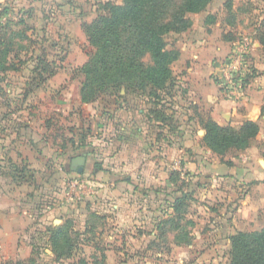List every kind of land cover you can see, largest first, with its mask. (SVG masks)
Instances as JSON below:
<instances>
[{"label": "rangeland", "instance_id": "rangeland-1", "mask_svg": "<svg viewBox=\"0 0 264 264\" xmlns=\"http://www.w3.org/2000/svg\"><path fill=\"white\" fill-rule=\"evenodd\" d=\"M28 1L38 9L11 10L7 15L0 6V38L7 41L5 47L0 48V71L3 70L1 67L18 68L19 71L14 74H7L11 75L8 82L11 86H19L13 89L14 95L23 94L25 87L21 88L22 82L26 81L25 77H34L26 74L37 66L35 57L40 55L48 69L56 73L51 74L55 80L50 89L38 91L34 98L31 93L26 104L33 107L32 98L42 103L35 107L36 123L43 125L45 119L51 117L52 123L63 128L57 129L56 136L46 135L41 142L44 147L41 153L23 154L30 167L27 169L26 163L24 171H19L26 181L18 188L19 195L25 194L26 199L25 202L19 201L26 217L25 228L19 234L24 248L19 255L3 260L2 264H229L230 243L226 242V237L230 235L214 230L218 225L221 227L224 221L218 218L216 221L215 214L220 215L227 202L235 199L233 197L228 201L227 197L203 194V189L194 187L200 180L196 179L192 169L185 167L192 157V151L187 149L197 150V154L206 157V160L210 158L201 148L198 135L190 133L188 128L192 126L190 121L194 116L198 120L199 115L206 117L208 113L198 104L190 106L187 98L193 101L192 98L185 96L181 90L180 71L185 64L181 61L183 56L179 48L192 42L195 34L201 40L194 38L195 42L213 44L216 42H211L212 37L223 35L230 41L227 47L223 45V51L228 55L221 63L223 71L220 77H225L228 70L226 63L238 55L243 44L246 50L243 56L245 63L248 62V51L253 49L255 40L258 42L257 32L264 23V0H211L202 11L188 13L190 27L187 30L164 36L167 49L178 51L179 57L169 65L171 75L168 85L158 92L159 98L152 99L144 92H127L122 85L98 94L90 102H81L78 94L84 78L81 67L92 51L84 24L104 13L103 6L108 0ZM210 4L217 6L216 9H209ZM216 19H222L220 27L214 25ZM144 61L150 65L151 56L147 54ZM47 76L37 77L36 82L39 85L46 83ZM3 88L6 86L0 89ZM222 88L225 90L224 85ZM49 90L58 101L64 98L71 103L51 102L48 106L43 94ZM0 109L7 111L2 105ZM102 122L105 125L98 127ZM137 127L141 130H135L137 134H133V129ZM43 131L40 135L44 134ZM252 144L254 139L249 146ZM182 152L185 153L184 161H180ZM237 152L240 151L227 150L224 154L214 153L213 156L223 160ZM84 154L87 159L83 171L79 173L77 165L71 168V160ZM35 177L40 183L37 191L40 190L43 195L53 191L51 195L57 198L54 206L58 207L51 214L40 212L34 184L27 183L29 178L33 181ZM108 178H113L115 182L130 179L134 184L129 181V186L114 183L113 186L108 185L104 192L98 182L107 179L106 182L110 183ZM8 189L14 190L13 194L17 191L14 186ZM103 194L106 196L103 197ZM183 194L186 197L182 203H175V199ZM166 195L169 202L164 199ZM113 203L119 206L112 208ZM96 212L122 215L117 217L115 214V219L112 217V221L106 222L110 228L121 227L113 235L119 250L109 251L106 262L98 260L103 253L96 247L99 241H104L97 234V226L102 225V221L92 218L94 233L84 232L89 213L96 217ZM130 212L134 213L135 219L132 215L127 216ZM58 225L70 228L69 259L62 261L50 253L52 249L47 233ZM225 228L222 226L223 230ZM88 240L91 241L87 243Z\"/></svg>", "mask_w": 264, "mask_h": 264}, {"label": "crops", "instance_id": "crops-1", "mask_svg": "<svg viewBox=\"0 0 264 264\" xmlns=\"http://www.w3.org/2000/svg\"><path fill=\"white\" fill-rule=\"evenodd\" d=\"M0 6L7 9V15H9L11 10L36 11L38 9L34 3L27 2V0H0ZM216 7L217 6L210 4L208 8L216 9ZM8 19L10 20V18ZM221 20L222 19H216L214 25L220 27L222 24ZM190 30L191 28L188 31ZM220 36L219 38L217 36L212 37L211 42H216L213 44L207 41L195 42L194 40L201 41L195 34V39L193 38L194 40L192 39V42L182 44L179 49L180 51L182 50L181 54L183 58L181 61L184 62L185 66H183L182 71H180L181 78H179L180 82H178L181 84V90L184 95L192 98L193 101L187 98L190 106H203L208 115L219 125L238 127L246 120L256 122L259 125V132L254 138V144L223 160L215 158L213 156L214 153L206 146L202 145L201 139L205 131L195 116L190 121L192 126H188L190 133L193 135L196 133L198 135V140L201 143V148L204 153L210 156V158L206 160V157L202 158L197 154V150H186L189 152L192 151V157L191 160H187L185 167L192 169L194 174H196V179L200 180L194 187L198 190L203 189V194L211 197H227L228 201L233 197L235 199L229 203L227 202L225 210L221 211L220 215L215 214V220L217 221V218L219 220H224L221 223L222 226L226 228L223 230L222 226L220 227V225H218L214 230L221 233L224 232L229 236L237 231L258 230L264 225V47L259 45L255 40L253 49L248 51V62L245 63L248 70L245 74V81L241 92L234 98L227 95L222 88L223 76L220 77V74L223 71V67H221V63L224 61V57L228 55L224 53L223 45L225 44L227 47L230 41L224 39L223 35L221 36L222 39ZM215 58L218 59L215 60ZM17 71H19L18 68H8L0 71V75L2 76L0 78V88L6 86V88L0 89L2 93L0 96V105L3 106V109L7 110L1 111L0 109V112H2L0 116V264L9 257L11 258L14 255H19V252L24 248L23 238H21L19 234L22 233L25 228V216L22 213L19 201L23 200L25 202L26 199L23 196L25 194L21 193L19 195L18 191L19 186H23L24 183L26 184L22 172H19L24 171L22 170L24 168L23 165L27 163L25 158H23V154L35 155L41 153L44 151L41 142L43 139H46V135L49 136L50 134H54V136H56L57 129L63 128L62 126H58L57 123H52L50 121L51 117L46 118L43 125L39 122L36 123V120H34L36 117L35 107L36 105L40 106L42 104L38 100L36 101L33 99L34 95L42 89H50L53 80H55L53 76L56 73L54 72V75L51 76L44 71L43 75L48 76L46 77V83L42 85H39L34 79L25 77L26 81L24 80L21 86V88L25 87L24 91L22 90L23 94L19 93L20 95H14L13 89H18L19 86H11V83L8 82V78H10L11 75L7 76V74H14ZM28 73L30 74L29 76H33L32 69L27 71V74L24 73V75H28ZM212 73L213 75H211ZM25 90H27V92H25ZM31 93L33 94V98L30 101L33 102V107L26 104L27 97L31 95ZM42 94L43 93H41V95ZM43 97H45V99L47 98L46 102L48 106H51V102H60L64 105L71 103V100L64 101V98H59L60 101H58L55 95L51 96L50 90L43 94ZM43 97L41 98L43 99ZM13 106H16V108H13ZM139 112L141 113L142 111L140 110ZM104 125L105 124L102 122L98 127ZM193 127H197L198 129H194ZM70 129L72 130V128ZM135 130L140 131L141 127L133 129V134L136 133ZM42 131L45 135H40ZM80 131H82V127H80ZM182 153L180 161H184L185 159V153ZM181 163L182 165L184 164V162ZM165 164L167 165V163ZM26 167L29 169V164ZM34 169H39V167H35ZM36 181V177L33 181L29 178L27 183L28 185L30 183L34 184V189H38L40 183ZM106 181L98 182L101 183L100 185L104 188V192H106L105 190L108 185L113 186L114 183H123L127 186H129V182L134 184V181L130 179L125 180V182H115L112 178L109 179V181H111L110 183L108 182L109 184ZM9 186L16 187L17 191L13 194L14 190H9ZM37 189L36 193L37 197H39L37 202L40 204V212H44L45 214L53 213L56 210L55 207L58 206L49 205L46 202V197H44L40 190L37 191ZM51 192L52 191L49 192L50 195L52 194ZM183 195L186 197V194ZM105 196L106 195L103 194V197ZM164 199L166 202H169V197H167V195ZM102 201L104 202V199H102ZM118 206L119 205L116 203L111 205L112 208ZM220 209L221 208L217 211L219 212ZM106 212H108V210ZM95 214L96 217H92L91 213H89L88 219H86L84 232L86 234L91 232L94 233L95 228L92 218L98 219V222L102 221L103 224L97 226V234L99 237L102 236L104 241H99L100 243H97L96 247H98V251L103 253L102 258L100 257L98 260L106 262L105 258L109 251L113 253L119 250L117 247L119 245L115 244L113 235L118 233L121 228L119 225L118 227L114 226L110 228L106 222H109L112 217L115 219V214L117 217H121L122 215L115 213L111 216V213L107 215L105 212H96ZM131 215L132 218L135 219V217H133L134 213L132 214L130 212L127 216L131 217ZM253 226L257 227L252 228ZM128 227L131 228L130 226ZM47 233H49V231H47ZM90 241L91 240H88V242H86L89 243ZM226 242L228 244L230 243L228 237H226ZM90 245L92 244H89V246ZM50 253L52 254L53 252L50 251ZM64 259L69 258L62 256L58 260L62 261Z\"/></svg>", "mask_w": 264, "mask_h": 264}, {"label": "trees", "instance_id": "trees-1", "mask_svg": "<svg viewBox=\"0 0 264 264\" xmlns=\"http://www.w3.org/2000/svg\"><path fill=\"white\" fill-rule=\"evenodd\" d=\"M210 1H106L103 6L105 12L84 24L92 51L81 67L84 78L79 87V100L93 101L98 94L122 85L127 92H144L150 98H159L158 92L168 85L171 75L169 65L179 57L178 51L167 49L164 36L187 30L190 27L187 14L202 11ZM5 12L7 9L4 8ZM259 29L257 40L264 46V23ZM5 42L0 38V48L5 47ZM147 54L152 58L150 65L144 61ZM35 60L38 64L32 68V79L42 78L44 71L53 74L54 71L48 69L40 55H36ZM198 117L205 131L201 139L203 145L217 154H224L227 150H244L259 132L258 123L253 121L246 120L233 127L219 125L209 115ZM44 197L52 206L57 201L49 193H44ZM184 199L185 195H182L175 199V203H182ZM69 229L68 226L58 225L49 230L48 241L56 258L69 256ZM229 241V264H264V225L258 230L237 231L229 236Z\"/></svg>", "mask_w": 264, "mask_h": 264}, {"label": "built area", "instance_id": "built-area-1", "mask_svg": "<svg viewBox=\"0 0 264 264\" xmlns=\"http://www.w3.org/2000/svg\"><path fill=\"white\" fill-rule=\"evenodd\" d=\"M244 44L241 45L238 55H235L234 59H229L226 63L227 73L225 72V77H223V85L225 92L229 96H236L242 90L245 74L247 73V67L245 65V59L243 54L246 52L244 50Z\"/></svg>", "mask_w": 264, "mask_h": 264}, {"label": "water", "instance_id": "water-1", "mask_svg": "<svg viewBox=\"0 0 264 264\" xmlns=\"http://www.w3.org/2000/svg\"><path fill=\"white\" fill-rule=\"evenodd\" d=\"M85 161H86V157H85V155H81V156L75 157V158L72 159V161H71V163H72V168H73V166L77 165V166H78L77 171H78L79 173H81V172L83 171Z\"/></svg>", "mask_w": 264, "mask_h": 264}]
</instances>
